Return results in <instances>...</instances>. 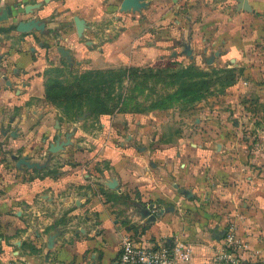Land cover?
<instances>
[{"label": "crops", "instance_id": "obj_1", "mask_svg": "<svg viewBox=\"0 0 264 264\" xmlns=\"http://www.w3.org/2000/svg\"><path fill=\"white\" fill-rule=\"evenodd\" d=\"M121 1L0 0L17 5L2 25L45 23L43 33H0V264H115L125 232L147 246L179 238L191 264H208L230 221L260 250L243 252L242 264H264V0H247L246 11L239 0H141L126 10ZM58 46L80 70L213 55L207 67L238 77L189 108L66 122L45 99ZM68 134L71 145L49 151ZM22 157L40 168L17 166Z\"/></svg>", "mask_w": 264, "mask_h": 264}, {"label": "trees", "instance_id": "obj_2", "mask_svg": "<svg viewBox=\"0 0 264 264\" xmlns=\"http://www.w3.org/2000/svg\"><path fill=\"white\" fill-rule=\"evenodd\" d=\"M71 66L61 59L60 66L44 72L45 99L60 111V118L66 122L83 117L97 120L100 115L122 111L143 113L168 110L175 105L189 108L209 95L213 78L220 83L223 94L238 77L236 68L205 69L192 63L171 68L129 66L81 71ZM63 76L66 78L62 79ZM158 85L171 91L159 92ZM147 91L150 93L145 96L143 107L137 97ZM126 227L137 229L133 225Z\"/></svg>", "mask_w": 264, "mask_h": 264}, {"label": "built area", "instance_id": "obj_3", "mask_svg": "<svg viewBox=\"0 0 264 264\" xmlns=\"http://www.w3.org/2000/svg\"><path fill=\"white\" fill-rule=\"evenodd\" d=\"M237 225L230 221L225 229L223 244L212 255L208 264H242V253L260 254L259 249H250L251 245L241 240L237 234ZM119 256L115 264H191V245L179 238L170 244L142 245L131 232H125L120 239Z\"/></svg>", "mask_w": 264, "mask_h": 264}, {"label": "water", "instance_id": "obj_4", "mask_svg": "<svg viewBox=\"0 0 264 264\" xmlns=\"http://www.w3.org/2000/svg\"><path fill=\"white\" fill-rule=\"evenodd\" d=\"M140 1L141 0H122L121 1V8L124 10L129 9V8H137L138 9L141 6ZM239 3L241 4V8L243 10H245V11L251 10V8L249 7V5L247 3V0H239ZM16 7H17V5L11 6V4H5L3 7H0V33L8 32L11 29L18 32V33L19 32H29L33 29L37 30V32H40V33L44 32L45 23H43V22H41L35 18L28 19V20H21L15 24L9 23L8 25H2L3 23L7 22L8 20H14L15 19L16 12H14V11H15ZM13 9H14V11H13ZM25 10L29 11V6H27ZM74 21H75L77 33L79 36H81L83 29H84V22L79 17H76L74 19ZM57 51L61 55L62 59L65 61L66 64H68V65L73 64V59H72L71 54L68 50L62 48V46H58ZM182 53L184 55L188 56V58L193 59L192 50L189 46V43L183 45ZM212 60H213V55H211L209 58L205 59V62L210 64L212 62ZM11 134H12V136L15 135L13 133H11ZM69 145H71L70 134H68L65 137V141H62L58 138V140H56V142L54 144L49 146V151L52 153H55L59 150L64 149L66 146H69ZM14 158H15V156H14ZM22 164L26 165L27 167L40 168V166L36 162H30L25 157L19 158L17 160V166H20ZM139 212H140L141 217L148 219L147 223L154 220V218H155L154 215H149V210H147L145 208H140ZM54 237H55L54 235L49 237V240H48L49 247L52 246L51 244L53 242Z\"/></svg>", "mask_w": 264, "mask_h": 264}, {"label": "rangeland", "instance_id": "obj_5", "mask_svg": "<svg viewBox=\"0 0 264 264\" xmlns=\"http://www.w3.org/2000/svg\"><path fill=\"white\" fill-rule=\"evenodd\" d=\"M204 62L205 61L202 60L201 57H199L198 58V61L195 62V63L193 62L192 64L199 65V66H201V67H203L205 69H212L213 68V67H207ZM54 66H60V61L59 60H56V62H52L51 63V66H49V68L50 67H54ZM73 69H76L77 71H81L80 68H78V67H74ZM64 78H66V76L65 77L63 76L62 77V79H64ZM213 79L210 81V88H209L210 90H209V93L208 94L209 95H214V96L222 95L221 94V89H220V86H219L220 83L219 82H216V81L214 82ZM157 90L159 92H164L165 91L166 93L169 92V91H171L170 89H166V88H164V90H163V88H162L161 85H158L157 86ZM148 93H150V91L149 92L147 91V93H145L143 95H140V96L137 95V96H139L137 98H138V100H140L139 102L142 104L143 107L146 105V103L144 102V98H145V96H147ZM136 94H137V92H136Z\"/></svg>", "mask_w": 264, "mask_h": 264}]
</instances>
